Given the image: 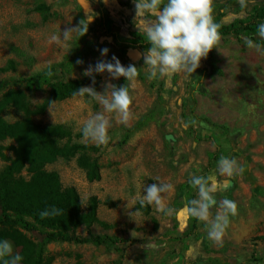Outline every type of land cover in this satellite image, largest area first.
I'll return each instance as SVG.
<instances>
[{"label":"rangeland","instance_id":"374dc122","mask_svg":"<svg viewBox=\"0 0 264 264\" xmlns=\"http://www.w3.org/2000/svg\"><path fill=\"white\" fill-rule=\"evenodd\" d=\"M40 5L46 20L35 10ZM261 8L264 0H252L243 10L238 0H215V20L227 24ZM101 9L106 11L103 17ZM134 15V0H0V68L10 60L15 65V71L2 74L1 79L26 76L59 62L79 34H72L67 48L49 43L50 37L77 27L80 21L87 23V43L81 49L91 54L67 79L103 92L105 83L120 87L127 81L123 77L112 80L103 73L95 74L93 85L91 78L83 75L89 65L115 56L124 67L132 65L139 70L129 87L133 118L124 125L111 114V139L106 146L98 147L82 137L84 122L103 111L86 96L56 102L43 115L33 117L40 125L66 124L76 135L73 142L97 148L92 156L100 166L98 181H87L75 159H58L46 170L57 171L64 187L76 188L83 211L90 198H96L97 217L106 226L93 225L92 234L122 241L112 247L52 243L47 246L50 264H114L118 260L122 264H264V55L228 36L201 60L192 75L149 79L143 60L149 46H138L130 36L139 33ZM104 48L108 49L106 56L101 55ZM43 98V93H35L31 102L37 104ZM150 111L152 121L128 134L127 130ZM3 117L11 123L19 119L13 111ZM11 145L12 141L6 140L2 147ZM3 154L13 156L10 150ZM215 154L235 158L244 166V173L231 178L219 175ZM5 164L0 157V170ZM214 173L218 203L211 210L213 216L224 198L238 205V215L230 217L222 245L209 239L200 221L195 235L184 236L189 226L185 211L189 180L192 175ZM22 176L27 178V173ZM156 182L174 186L166 199L167 206L174 209L171 215L154 205L141 207L138 202L144 188ZM136 209L140 214L130 215ZM77 232L87 235L83 227ZM27 237L36 239L32 234ZM7 241L13 255L17 254L18 247Z\"/></svg>","mask_w":264,"mask_h":264},{"label":"trees","instance_id":"16d2710c","mask_svg":"<svg viewBox=\"0 0 264 264\" xmlns=\"http://www.w3.org/2000/svg\"><path fill=\"white\" fill-rule=\"evenodd\" d=\"M35 10L43 14V20L47 19L43 5ZM105 12L101 9L102 17ZM216 22L221 25L222 38L234 36L238 42L251 38L264 45V39L257 34L258 23L264 22V8L227 24L220 20ZM82 35L81 32L59 62L49 63L42 70L26 76L0 78V157L6 162L0 170V240L13 241L19 249L17 254L23 257L21 264H50L47 246L52 243L112 247L122 242L108 235L92 234L90 228L93 225L106 226L97 217L96 198L91 197L87 210L83 211L76 188L64 187L56 171L46 170L47 165L58 159H75L87 181H98L100 166L97 158L92 156L97 148L73 142L76 135L66 124L40 125L33 120L51 107L50 102L69 99L82 87L81 82L67 79L75 69L76 61L91 54L81 49L87 43L86 33ZM130 36L138 46H149L144 34L132 32ZM8 71H15L12 60L0 68V76ZM35 93H43L44 98L32 104L31 96ZM7 111H13L19 119L7 122L3 117ZM152 114L150 111L142 116L127 133L148 125L153 119ZM6 140H11L12 145L2 147ZM4 150H10L12 158L5 157ZM218 158L215 154L213 160ZM24 171L27 178L22 176ZM262 191L259 189L260 193ZM195 196L196 189L190 185L186 201ZM52 207L60 209V214L41 218L40 213ZM188 219L189 226L184 233L186 238L195 235L199 222L189 215ZM81 227L86 229V236L78 234ZM27 234L34 235L36 239H30ZM114 264L122 263L118 260Z\"/></svg>","mask_w":264,"mask_h":264},{"label":"clouds","instance_id":"9594fccd","mask_svg":"<svg viewBox=\"0 0 264 264\" xmlns=\"http://www.w3.org/2000/svg\"><path fill=\"white\" fill-rule=\"evenodd\" d=\"M252 0H238L240 8H247ZM134 26L146 36L149 47L143 53L144 65L148 66L149 79L172 77L178 73L192 75L199 67L202 59L217 49L221 43V25L215 20V0H134ZM82 27V21L75 28H66L59 34H53L49 43L68 47L73 33L83 35L87 32ZM257 34L264 39V22H259ZM82 35V36H83ZM81 36V37H82ZM244 44L248 49H255L264 55V45L251 38H245ZM101 55L106 56L108 49H101ZM77 64L83 61L77 60ZM107 73L112 80L123 77L126 86L117 87L112 83L103 85L104 91L98 92L93 86H84L74 92L77 97H88L89 102H97L103 111L94 113L87 119L81 129L82 137L86 142L96 146H106L110 141L108 134L112 127L111 114H115L118 122L127 125L133 118L131 105L133 97L129 87L139 75L135 66L124 67L113 56L111 61L99 60L94 66L89 65L83 72L95 84V74ZM52 75L51 72L48 73ZM50 102L49 105H55ZM244 166L235 158L221 156L217 161L216 172L225 177L242 175ZM215 173L209 176L192 175L189 184L196 189V197L186 201V213L202 222L207 230L209 239L222 245L223 238L230 225V217L238 215V205L235 201L224 198L219 202V210L213 216L212 209L217 206L216 187L213 185ZM159 179V178H157ZM174 191L171 183L156 182L144 188L139 197V204L154 205L156 209L166 215H171L174 209L166 204L167 195ZM60 209L52 207L40 213L41 218L59 215ZM136 209L130 215H139ZM23 257L13 255L12 244L7 240H0V261L3 264H21Z\"/></svg>","mask_w":264,"mask_h":264},{"label":"crops","instance_id":"0c3cea01","mask_svg":"<svg viewBox=\"0 0 264 264\" xmlns=\"http://www.w3.org/2000/svg\"><path fill=\"white\" fill-rule=\"evenodd\" d=\"M50 171H55V170H50ZM57 172V171H56ZM58 173V172H57ZM59 174V173H58Z\"/></svg>","mask_w":264,"mask_h":264}]
</instances>
